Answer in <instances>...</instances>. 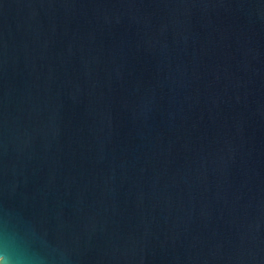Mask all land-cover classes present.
<instances>
[{"label": "water", "instance_id": "obj_1", "mask_svg": "<svg viewBox=\"0 0 264 264\" xmlns=\"http://www.w3.org/2000/svg\"><path fill=\"white\" fill-rule=\"evenodd\" d=\"M0 264H264V0H0Z\"/></svg>", "mask_w": 264, "mask_h": 264}]
</instances>
